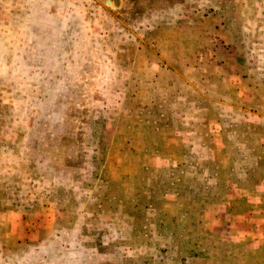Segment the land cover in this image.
<instances>
[{"label":"rangeland","instance_id":"obj_1","mask_svg":"<svg viewBox=\"0 0 264 264\" xmlns=\"http://www.w3.org/2000/svg\"><path fill=\"white\" fill-rule=\"evenodd\" d=\"M0 264H264V0H0Z\"/></svg>","mask_w":264,"mask_h":264}]
</instances>
